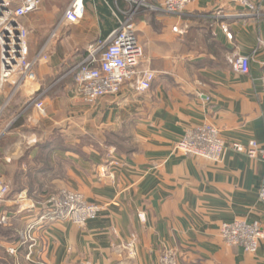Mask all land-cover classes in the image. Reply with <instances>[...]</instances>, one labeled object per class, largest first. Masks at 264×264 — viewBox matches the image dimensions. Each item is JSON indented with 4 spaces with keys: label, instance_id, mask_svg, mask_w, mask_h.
Returning a JSON list of instances; mask_svg holds the SVG:
<instances>
[{
    "label": "crops",
    "instance_id": "crops-1",
    "mask_svg": "<svg viewBox=\"0 0 264 264\" xmlns=\"http://www.w3.org/2000/svg\"><path fill=\"white\" fill-rule=\"evenodd\" d=\"M71 1L59 7L62 0H42L36 12H62L64 20ZM250 1L255 10L234 0H196L173 16L151 8L162 0H112L114 8L100 0L112 13L107 22L87 0L84 19L57 27L67 40L61 44H95L118 26L117 13L136 9L140 69L155 72L151 89L141 94L127 82L118 95L85 101L72 69L87 47L74 53L68 72L64 48L52 59L46 50L37 82L15 94L10 83L0 88V175L24 188L22 203H31V189L67 188L102 207L83 225L63 220L41 231L37 263L160 264L172 249L180 264H264V240L249 253L220 234L237 219L264 228V0ZM233 55L250 58L248 73L233 69ZM41 91L45 114L28 105ZM206 123L229 144L256 141L257 156L229 148L214 162L175 150L189 129ZM16 210L9 214L20 231L25 219Z\"/></svg>",
    "mask_w": 264,
    "mask_h": 264
},
{
    "label": "built area",
    "instance_id": "built-area-1",
    "mask_svg": "<svg viewBox=\"0 0 264 264\" xmlns=\"http://www.w3.org/2000/svg\"><path fill=\"white\" fill-rule=\"evenodd\" d=\"M196 0H162L160 5H150L173 16L184 14L188 6ZM237 4L250 10L256 6L250 0H234ZM42 0H0V88L6 83L12 85V94L22 89L25 84L37 82L36 66L47 56L43 51L31 56L29 30L22 18L36 12ZM86 14L85 0H72L66 9L63 19L70 23H79ZM136 9L121 12L118 26L103 40L97 41L88 48L87 55L73 69L77 94L85 101L95 103L103 97L118 95L127 82H132L139 93H146L152 87L155 72L141 70L145 51L139 41L136 24ZM229 37L232 34L223 27ZM175 31L179 28L174 27ZM264 47V42H262ZM233 69L240 73H248L250 58L233 55ZM264 83V65L262 70ZM46 91L35 94L28 102L34 105L42 114L46 113ZM232 148L238 152H246L251 157L258 154V144L250 141L246 146L239 142L227 143L220 129L213 124H204L189 129L185 136L175 144V150L181 154L202 157L214 162H222L226 151ZM9 192L7 181L0 176V200ZM259 198L264 202V178L259 191ZM102 207L86 200L85 196L74 190L64 189L49 197L36 221L26 224V231L20 233L24 245L29 244L28 258L33 255L37 246L34 232L59 221H71L77 225L85 224L95 217ZM141 219L145 217L140 214ZM1 222H7L3 217ZM220 234L228 245L242 246L246 252L255 253L261 240H264V228L257 222L247 219H237L223 223ZM34 235V236H33ZM11 253L17 252V247L8 246ZM160 264H180L176 253L166 249Z\"/></svg>",
    "mask_w": 264,
    "mask_h": 264
},
{
    "label": "rangeland",
    "instance_id": "rangeland-1",
    "mask_svg": "<svg viewBox=\"0 0 264 264\" xmlns=\"http://www.w3.org/2000/svg\"><path fill=\"white\" fill-rule=\"evenodd\" d=\"M62 2L63 3H60V2L58 3L59 7L61 4H64V6H66L67 4L66 0H62ZM39 11L29 15L28 20L26 22V27L29 30V41H30V47H31L30 49L33 52V53L31 52V54L32 56H34V55L39 54L40 51H43V55H46V50H47V53L50 59H52V57L56 55L57 50L59 49L58 47H63L65 50V53L63 56V60H64L63 69L65 72H68L67 69L70 67V64L72 63L71 60H72V56L73 57L75 56L74 53H78L77 51H80V50L83 51V49H85L86 47L88 49L91 45L90 43H86V44L80 43L76 47H72L71 43L66 42V45L64 46L63 44H61V42L67 41V40L62 36L63 34H59V36L57 35V31H58L57 27H60V25L61 26L63 25L64 28L67 27L69 29L68 27L69 24H67V22L62 20V12L44 14L42 13L43 12L42 8H41L40 13ZM0 176H3V178L7 181L9 185V192L4 196L2 200H0V225L5 229H9L13 235L18 237V240L15 242L0 241V246H1L0 247V258L7 259L9 260V262H11L10 260L11 255H19L21 251L20 250L21 247H22V250L27 247V251L25 255L23 254L24 260L20 262L19 264H28L29 261L37 262L38 259H35L33 255L31 256V258H28L29 244H26V245L22 244L23 238L21 237L20 233L25 232L26 228L20 231L19 230L14 231V225L11 222L12 216L9 214V212L13 210V208L16 207L17 208L16 212L19 215L23 216V218L25 219L24 227H26L27 226L26 224L30 222L32 223L37 220L39 216L38 211H40L39 209H42L44 207V204L46 203L49 197L53 195H58L60 191L67 189V188L60 189L56 192L43 190V189H37V190L31 189L28 191V196H29V199H31L32 201L30 204L26 205L22 203L23 197L21 196V193L24 192L23 191L24 188L22 187L21 189H18L20 185L19 183H17V181L16 183L13 181V175L7 174V175H0ZM68 190H71V189H68ZM3 217L7 219V222L5 223L1 222V219ZM53 224H50L49 226ZM47 227L48 226L34 232L35 236L34 235L33 236L35 237L36 244H38L37 235L41 234V231L45 230V228ZM8 246L17 247V252L11 253L8 250Z\"/></svg>",
    "mask_w": 264,
    "mask_h": 264
},
{
    "label": "trees",
    "instance_id": "trees-1",
    "mask_svg": "<svg viewBox=\"0 0 264 264\" xmlns=\"http://www.w3.org/2000/svg\"><path fill=\"white\" fill-rule=\"evenodd\" d=\"M87 0H85L86 2ZM111 2V6L113 7L112 5V0H109ZM96 2V6L98 7L99 11L101 12V16L104 17V19L109 22V16H111V10L109 9V6L105 5L104 7L101 6L100 4V0H95ZM114 8V7H113ZM118 14V18L121 17V13H117ZM106 36V35H105ZM103 37L102 39L100 40H103L105 39L106 37ZM88 52V50H87ZM87 52H86V55H87ZM85 55V56H86ZM32 56V54H31ZM78 64V63H77ZM76 64V65H77ZM74 65V66H76ZM72 77H73V74H72ZM74 79V77H73ZM20 124V122L17 123V126ZM18 240V237L13 235L9 229H5L3 228L1 225H0V241H6V242H15ZM1 247V246H0ZM20 253L19 255H11L10 256V260L11 262H9V260L7 259H2L0 258V264H19L20 262H22L24 259H23V254L25 255L26 251H27V247L25 249L22 250V247L20 249ZM28 264H39L37 262H33V261H29Z\"/></svg>",
    "mask_w": 264,
    "mask_h": 264
}]
</instances>
